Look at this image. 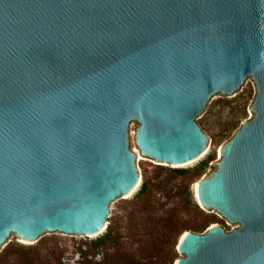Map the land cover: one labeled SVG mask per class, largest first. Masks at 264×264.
<instances>
[{"label":"water","instance_id":"1","mask_svg":"<svg viewBox=\"0 0 264 264\" xmlns=\"http://www.w3.org/2000/svg\"><path fill=\"white\" fill-rule=\"evenodd\" d=\"M247 86L251 119L192 188L212 225L173 264H264V0H0V254L92 241L141 182L212 149L199 121Z\"/></svg>","mask_w":264,"mask_h":264},{"label":"rangeland","instance_id":"2","mask_svg":"<svg viewBox=\"0 0 264 264\" xmlns=\"http://www.w3.org/2000/svg\"><path fill=\"white\" fill-rule=\"evenodd\" d=\"M254 98L255 95L247 86L227 105L218 100L211 115L199 121L200 129L206 137V143L212 150L191 166L189 168L191 171L184 178L176 177L170 171H161L159 166H148L133 149L140 182L142 184L144 180H147L151 185L150 191L145 196L136 197L138 189L125 205L111 210L114 219L108 227L113 228L119 234L120 248L108 246L103 251L109 255L119 252L138 254L139 243H143L139 241L146 239L149 229L154 225L157 229L162 227L170 216L181 221L177 227L179 236L185 231H191L184 230V228L193 226L201 228L198 233L204 232L212 225L220 226L225 232L233 230L207 215L204 207L195 201L192 188L195 183L210 176L215 171L214 169H217L221 147L231 138L242 122L252 118L250 112ZM202 160L208 161V164L198 173L195 166ZM184 183H189L193 201L198 209L184 205L181 192ZM147 226L150 228L147 229ZM9 246H13L12 251L15 253L23 251L47 264H81V252L88 253V259L95 261L102 259V251L94 250L92 241L68 243L54 237L37 248L16 240H13ZM172 254L174 257L172 264L182 256L176 250ZM7 264L13 263L9 261Z\"/></svg>","mask_w":264,"mask_h":264},{"label":"trees","instance_id":"3","mask_svg":"<svg viewBox=\"0 0 264 264\" xmlns=\"http://www.w3.org/2000/svg\"><path fill=\"white\" fill-rule=\"evenodd\" d=\"M208 164V161H200L195 169L198 173L202 171ZM191 169L176 168L171 169L170 172L176 176L184 178ZM150 183L144 180L136 193V197H142L149 193ZM181 192L183 194V202L187 207H195L198 209L197 204L193 201V197L190 192L189 183H184ZM180 220H175L173 217H169L165 220V224L160 228H153L147 226L149 229L145 240H140L138 254L134 252H119L115 255H109L106 251L108 246H114L120 248L119 234L111 227L106 229V232L94 240H92V248L96 251H102V259L95 261L88 259L89 254L81 252L82 261L81 264H172L173 254L175 252V245L178 239L179 233L177 227ZM150 225V224H149ZM200 227L193 226L184 228V230H191L193 232H200ZM156 231V233H155ZM13 246L4 248L0 254V264H7L12 261L13 264H47L45 261L39 258L35 259L30 254L25 252L15 253L12 251ZM120 251V250H118ZM12 256L15 258H12Z\"/></svg>","mask_w":264,"mask_h":264},{"label":"bare ground","instance_id":"4","mask_svg":"<svg viewBox=\"0 0 264 264\" xmlns=\"http://www.w3.org/2000/svg\"><path fill=\"white\" fill-rule=\"evenodd\" d=\"M196 186H197V183H195L193 187L195 188Z\"/></svg>","mask_w":264,"mask_h":264}]
</instances>
